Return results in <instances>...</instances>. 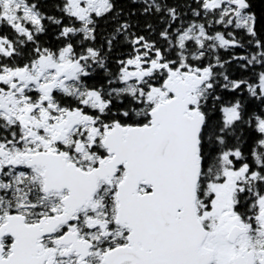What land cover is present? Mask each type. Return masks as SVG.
<instances>
[{"label": "snow or ice", "instance_id": "6c2138e0", "mask_svg": "<svg viewBox=\"0 0 264 264\" xmlns=\"http://www.w3.org/2000/svg\"><path fill=\"white\" fill-rule=\"evenodd\" d=\"M0 264H264V0H0Z\"/></svg>", "mask_w": 264, "mask_h": 264}]
</instances>
